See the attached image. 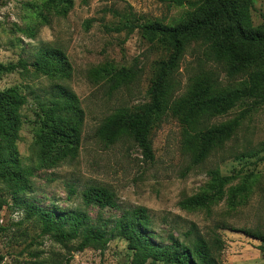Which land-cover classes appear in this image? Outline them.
I'll use <instances>...</instances> for the list:
<instances>
[{
    "label": "rangeland",
    "instance_id": "1",
    "mask_svg": "<svg viewBox=\"0 0 264 264\" xmlns=\"http://www.w3.org/2000/svg\"><path fill=\"white\" fill-rule=\"evenodd\" d=\"M47 1L0 0V64L26 63L25 68L0 74V90L15 86L26 96L15 148L20 166L30 168L27 187L14 192L0 164V264H131L124 238L114 233L102 250H78L79 240L62 244L43 233L39 222L28 216L25 203L60 212L80 210L89 224L108 231L124 210L145 207L156 242L168 243L169 234L190 239L193 234H185L194 229L208 242L218 240L219 264H264V240L241 230L264 236V104L249 110L238 103L206 121L204 127L239 119L223 145L198 163L185 146L183 125L170 113L150 129L151 161L126 136L112 144L96 136L108 116L120 110L137 112L149 102L148 88L159 63L168 58V49L149 40L138 25L175 24L194 0H71L64 15L56 14ZM252 1V23L263 25L264 0ZM45 45L65 54L69 78L45 75L30 66ZM205 51L201 41L186 43L166 75L169 103L199 78L225 88L252 70L229 76ZM120 68L131 74L114 87L110 75ZM55 85L74 93L83 112L79 146L73 157L41 164L36 143L39 103L49 102ZM215 173L228 179L218 197L207 206L182 204L193 195L214 193ZM91 185L111 190L117 207L85 205L82 193Z\"/></svg>",
    "mask_w": 264,
    "mask_h": 264
},
{
    "label": "trees",
    "instance_id": "2",
    "mask_svg": "<svg viewBox=\"0 0 264 264\" xmlns=\"http://www.w3.org/2000/svg\"><path fill=\"white\" fill-rule=\"evenodd\" d=\"M71 0H48L47 6L56 14L64 15L71 7ZM190 9L175 24L158 21L138 25L151 41L161 43L169 51L168 58L158 65L156 76L148 88L149 102L139 111H117L98 126L96 136L107 144L119 138H130L148 160L153 159L150 129L163 114L177 117L183 125L184 143L192 151L193 162L203 161L216 147H220L234 133L239 119L204 127V123L216 115L227 112L238 103L252 110L264 104V24L254 25L251 19L252 0H194ZM130 29L134 25L126 24ZM201 41L206 56L224 65L229 76H236L248 68L246 78L233 86L218 88L208 80L199 78L188 91L172 103L168 101L166 82L168 71L173 69L186 43ZM26 63L0 64V74L25 68ZM36 71L45 75L69 78L71 67L65 54L50 46H42L30 63ZM130 69L120 68L110 75L114 87L125 81ZM26 103L25 94L12 86L0 90V164L1 175L14 192L27 187L26 175L30 168L19 164L15 141L22 122L20 109ZM40 129L37 132L39 163H56L73 157L79 146L83 112L74 93L61 85L49 102L39 103ZM264 148V143H262ZM12 168V169H11ZM227 178L213 177L218 189L211 194L193 195L182 202L188 207L207 206L219 196ZM85 205L100 208L117 207L114 193L106 187L91 185L82 193ZM29 217H34L43 233L50 234L57 242L66 244L79 240L78 250L88 246L102 250L110 235L117 234L127 241L131 251V264H219L218 240L208 242L194 229L185 235L193 237L179 240L168 235V243L156 242L150 233V217L145 207L123 211L108 231L105 227L89 224L87 215L80 211L60 212L25 203ZM247 236L264 240L261 233L241 229ZM264 251V247H262Z\"/></svg>",
    "mask_w": 264,
    "mask_h": 264
}]
</instances>
